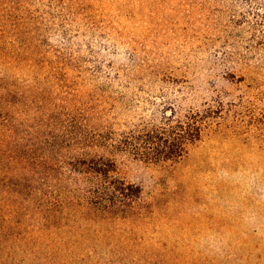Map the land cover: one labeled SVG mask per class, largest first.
<instances>
[{"label": "rangeland", "instance_id": "obj_1", "mask_svg": "<svg viewBox=\"0 0 264 264\" xmlns=\"http://www.w3.org/2000/svg\"><path fill=\"white\" fill-rule=\"evenodd\" d=\"M0 11L2 67L29 75L53 126L108 142L208 115L176 161L96 151L142 188V205L72 264H264V0H0ZM30 54L31 72L5 68Z\"/></svg>", "mask_w": 264, "mask_h": 264}, {"label": "trees", "instance_id": "obj_2", "mask_svg": "<svg viewBox=\"0 0 264 264\" xmlns=\"http://www.w3.org/2000/svg\"><path fill=\"white\" fill-rule=\"evenodd\" d=\"M10 15H3L8 22ZM36 56L18 66L7 60L5 68L31 72ZM23 74L7 73L0 62V264H72L67 256L98 250L108 226L135 220L142 205V188L114 176V162L96 151L176 161L201 139L208 115L168 116L103 142L85 124L53 126L37 104L41 92L33 94Z\"/></svg>", "mask_w": 264, "mask_h": 264}]
</instances>
